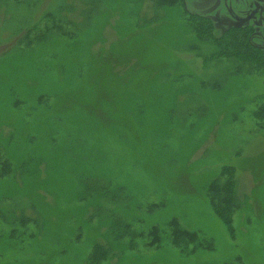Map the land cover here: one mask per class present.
<instances>
[{"label":"rangeland","instance_id":"rangeland-1","mask_svg":"<svg viewBox=\"0 0 264 264\" xmlns=\"http://www.w3.org/2000/svg\"><path fill=\"white\" fill-rule=\"evenodd\" d=\"M137 5L0 0V264H264V64L216 41L239 26L213 1ZM224 165L233 235L205 195ZM173 218L212 247H175Z\"/></svg>","mask_w":264,"mask_h":264},{"label":"trees","instance_id":"trees-1","mask_svg":"<svg viewBox=\"0 0 264 264\" xmlns=\"http://www.w3.org/2000/svg\"><path fill=\"white\" fill-rule=\"evenodd\" d=\"M175 1L176 0H152V4L156 6V8L163 7L168 11L169 5ZM134 2L136 5L135 14L138 20V11L140 5L137 4H140L142 0H134ZM135 14L129 15L135 20ZM186 15L188 16H182L184 20H187L186 24H189V27L200 37H203L204 34H208L210 32L212 33L213 26L210 24L208 19L198 18V16L194 14ZM159 19L162 18H158L157 20ZM148 34L150 35L149 31ZM247 34L248 31L245 28H231L224 31L219 37L216 36V41L219 43L222 42L224 46L229 50V53H239L241 50L243 54L249 56L251 61L258 62L259 65L262 66L264 64V59H261L260 52H257V50L253 49L250 46L247 40ZM224 51L225 50H222V52ZM262 110L263 109L256 108L254 110L255 116H257V114ZM9 165L10 163L8 158L0 160V169L2 172H8L10 168ZM220 176L222 178L224 177V179H220ZM235 187L236 182L234 177V170L233 166L230 165L222 166L219 174L215 178L210 180L205 186V195L208 199L210 207L212 208L215 215L220 219V221L227 227L230 235L234 234V228L232 226V216L234 211L238 208ZM90 195L92 194H89L88 196L90 197ZM262 214L264 216V208ZM19 224H22L21 221L19 222ZM116 226L119 227L123 225L116 222L115 224H113L112 228L114 229L116 228ZM169 229V238L171 243L184 253H192L199 247H205L206 244L208 246L207 249H210L212 247L211 241L201 239L197 232L183 228L179 223L177 224V222L174 221V218L169 222ZM124 231H126L125 228ZM116 235H120V233ZM208 242L210 243V245ZM100 246L101 245L93 246V251H91L88 255V260L90 263L97 264L98 260L107 259L112 255V253H105V251L108 252V250L103 247L101 248ZM223 264H241V262L240 258L236 257L235 259Z\"/></svg>","mask_w":264,"mask_h":264},{"label":"flooded vegetation","instance_id":"flooded-vegetation-1","mask_svg":"<svg viewBox=\"0 0 264 264\" xmlns=\"http://www.w3.org/2000/svg\"><path fill=\"white\" fill-rule=\"evenodd\" d=\"M186 1V0H183ZM197 1V0H193ZM218 4V10H223L226 14L228 22L232 21L230 27L238 25L239 28H245L248 31L254 30L256 36L260 39L261 44L264 47V0H208ZM255 5L252 8H248L249 5ZM225 5V7H224ZM216 19H219L216 16Z\"/></svg>","mask_w":264,"mask_h":264}]
</instances>
